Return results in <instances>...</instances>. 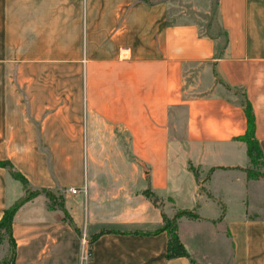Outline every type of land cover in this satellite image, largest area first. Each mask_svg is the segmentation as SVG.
I'll return each mask as SVG.
<instances>
[{
    "label": "crops",
    "instance_id": "1",
    "mask_svg": "<svg viewBox=\"0 0 264 264\" xmlns=\"http://www.w3.org/2000/svg\"><path fill=\"white\" fill-rule=\"evenodd\" d=\"M244 100L264 155V0H0L12 264H264Z\"/></svg>",
    "mask_w": 264,
    "mask_h": 264
},
{
    "label": "trees",
    "instance_id": "2",
    "mask_svg": "<svg viewBox=\"0 0 264 264\" xmlns=\"http://www.w3.org/2000/svg\"><path fill=\"white\" fill-rule=\"evenodd\" d=\"M244 109L246 112L247 122H248V129L244 136V141L246 142V145H247V153H248V157L250 160V165H252V163L254 162L256 153H259L263 158H264V155L261 151V148L259 146L257 139L254 136V114H253L252 107L247 100H244ZM0 165L7 167L10 173L12 174V176L16 178L17 180L21 181L24 187L26 188V195L22 199L17 201L15 204H13L12 206L6 208L3 212L2 217L0 218V244L3 242L4 235L6 234L8 239H10L11 241V247H12V250H11V253L8 259L4 260L0 264H12L14 261V253H15L14 242H13V238L11 234L13 217H14L16 210L22 204V202H24L27 198L31 197L33 193L30 192L29 189H27L28 182L26 178L22 174H20L18 171H15L9 162L0 161ZM181 214H187V215L192 216L191 213L186 212V211L182 212ZM164 226L166 228H169V232H170V237L168 240V254L167 255L170 257L187 255L177 235L176 225L174 223V220H170V221L166 220V223Z\"/></svg>",
    "mask_w": 264,
    "mask_h": 264
},
{
    "label": "rangeland",
    "instance_id": "3",
    "mask_svg": "<svg viewBox=\"0 0 264 264\" xmlns=\"http://www.w3.org/2000/svg\"><path fill=\"white\" fill-rule=\"evenodd\" d=\"M250 170L255 173L257 176H264V158L259 154L256 153L254 162L252 165H250ZM21 183L17 180H15L13 177L10 179L8 183V199L14 200L15 196L18 194V191L20 189ZM3 242H8V237L5 234ZM2 242V243H3ZM2 244H0L1 246ZM2 249H4L5 252H7L8 246L5 244L4 247H0V255L2 254Z\"/></svg>",
    "mask_w": 264,
    "mask_h": 264
},
{
    "label": "built area",
    "instance_id": "4",
    "mask_svg": "<svg viewBox=\"0 0 264 264\" xmlns=\"http://www.w3.org/2000/svg\"><path fill=\"white\" fill-rule=\"evenodd\" d=\"M76 191H77V190L74 189V188L71 189V192H72V193H76ZM87 257H88V252H85V253H84V258H87Z\"/></svg>",
    "mask_w": 264,
    "mask_h": 264
}]
</instances>
